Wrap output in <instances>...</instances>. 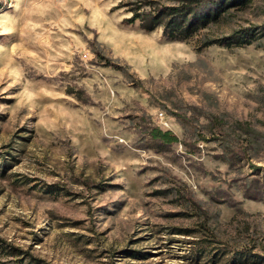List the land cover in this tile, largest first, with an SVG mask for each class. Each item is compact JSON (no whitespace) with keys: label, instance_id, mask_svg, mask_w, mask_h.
<instances>
[{"label":"rangeland","instance_id":"1","mask_svg":"<svg viewBox=\"0 0 264 264\" xmlns=\"http://www.w3.org/2000/svg\"><path fill=\"white\" fill-rule=\"evenodd\" d=\"M121 1L0 0V264H264V0L186 40Z\"/></svg>","mask_w":264,"mask_h":264},{"label":"trees","instance_id":"2","mask_svg":"<svg viewBox=\"0 0 264 264\" xmlns=\"http://www.w3.org/2000/svg\"><path fill=\"white\" fill-rule=\"evenodd\" d=\"M249 0H122L120 5L127 7L132 15L126 18L128 24L140 21L147 31L163 28V34L169 39L186 40L211 23L218 21L224 12ZM250 30L240 32L233 39L238 46L252 42L254 33ZM252 31V30H251ZM231 38H226V40ZM215 42H220L215 41ZM230 44V42H226ZM212 44V43H211ZM151 137L165 145L179 142L170 130L155 127Z\"/></svg>","mask_w":264,"mask_h":264},{"label":"built area","instance_id":"3","mask_svg":"<svg viewBox=\"0 0 264 264\" xmlns=\"http://www.w3.org/2000/svg\"><path fill=\"white\" fill-rule=\"evenodd\" d=\"M163 119H164V116H162L161 120H163Z\"/></svg>","mask_w":264,"mask_h":264}]
</instances>
